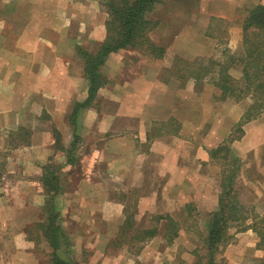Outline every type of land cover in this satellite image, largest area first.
<instances>
[{"label":"rangeland","instance_id":"rangeland-1","mask_svg":"<svg viewBox=\"0 0 264 264\" xmlns=\"http://www.w3.org/2000/svg\"><path fill=\"white\" fill-rule=\"evenodd\" d=\"M158 1L148 19L156 24L150 34L152 40L165 49L162 57L165 68L160 72V78L167 94L159 95L155 101L166 104L171 110L168 119L171 122L160 128L166 134L167 153L163 160L151 158L136 167L137 171L131 180L128 179V185L131 182L135 191H129L122 181L113 183V200L121 208L115 211L112 207L111 213L123 219L117 225V233L113 231V224L110 228L97 223V240H83L90 246L83 244L81 248L80 245L75 247V241L67 237L69 257L73 264H102L104 258L109 259V264H204L203 239L210 216L218 206L222 172L226 169V175L229 171L234 173L232 186L246 219L229 228L228 241L214 257L221 264H263L264 251L257 246L256 234L247 227L252 224L254 216H264V112L248 122L242 121L251 101L248 98L241 101L224 98L213 82L211 86L205 83L211 73L205 68L215 59L226 60L228 54L237 51L232 52L229 45L235 39H239L240 44L242 19L251 8L264 6V0H211L210 3L215 5L213 9L205 8L208 3L203 0ZM226 3L231 7H225ZM100 7L103 12L100 25L105 28L103 41L107 34L106 0H100ZM209 10L213 13L228 11L233 15L223 19L211 16ZM22 17L27 18L26 15ZM9 19L13 21L15 18L9 15ZM82 41L85 46L76 47L75 52L83 63L76 49L94 52L102 41H89L86 34ZM184 41H187L186 45H183ZM191 43L194 47L190 52L196 57L187 60L184 57ZM169 47H181V51L174 50L172 58V51L166 54ZM134 53L133 61L158 60L141 51ZM155 69L156 66H151V73ZM229 71L233 77H241L239 68ZM192 78L197 83L194 89L190 86ZM171 92L176 95L172 96ZM1 137V201L5 203V200L9 206L24 207L20 213L3 212L4 216H18L10 224L0 222V264H52L53 250L39 227L46 214L40 207L26 205L25 199L12 190L13 179L21 172L18 170L20 166L15 168L9 158L6 144L9 138ZM28 137V128H23L22 142L26 143ZM222 145L229 149L227 159H222V155L213 158L210 151ZM50 167L58 177L57 186L64 184L66 175L61 166L51 161ZM76 169L77 166L72 172ZM153 187L162 189L159 191L161 207L157 214H141L137 202ZM100 230L102 235L111 234L112 238L99 239ZM150 231L155 232L152 238L156 239L142 240L144 232ZM18 232L25 235L24 241L19 243L13 236ZM148 242L146 253L142 250ZM93 250L97 253L94 254ZM56 254L60 255V252Z\"/></svg>","mask_w":264,"mask_h":264},{"label":"crops","instance_id":"crops-1","mask_svg":"<svg viewBox=\"0 0 264 264\" xmlns=\"http://www.w3.org/2000/svg\"><path fill=\"white\" fill-rule=\"evenodd\" d=\"M203 2L208 3L207 9L215 6L211 0ZM225 7L231 6L226 3ZM211 11V16L223 19L233 15ZM9 15L15 19L11 21ZM102 15L100 0H0V137L9 138V158L21 171L11 188L26 205L43 209V168L51 161L57 162L66 175L64 184L58 187L59 222L67 237L75 241V247L80 248L83 244L90 246L83 240H97V223L110 228L113 224L117 233L123 219L111 213L112 207L115 211L121 208L113 200V183L122 181L129 191L136 190L131 182L128 185V179L145 161L165 158L166 134L160 128L171 122V110L155 101L167 94L160 78L165 68L163 58L133 61L135 53L129 50L105 59L99 72L106 84L70 122L74 103L85 101L88 91L83 63L75 48L85 46L84 34L89 41H102ZM233 42L229 45L232 52L239 39ZM193 47L189 44L185 59L196 57L190 52ZM180 48L169 47L166 54L172 51L173 58L174 50L180 52ZM151 66H156L153 73ZM212 79L213 74H208L205 83L211 86ZM190 83L193 89L197 86L194 78ZM23 128L29 130L26 143L21 140ZM160 190L153 187L141 196L137 202L141 214L158 213ZM1 199L0 222L10 224L18 214L4 216L3 212L20 213L24 205L9 206ZM99 232V239L112 238ZM13 236L18 243L25 238L23 232ZM149 243L143 252H148ZM108 260L104 258L102 264H109Z\"/></svg>","mask_w":264,"mask_h":264},{"label":"trees","instance_id":"trees-1","mask_svg":"<svg viewBox=\"0 0 264 264\" xmlns=\"http://www.w3.org/2000/svg\"><path fill=\"white\" fill-rule=\"evenodd\" d=\"M158 0H106L108 20L106 21V37L94 52L76 49L83 60L85 78L88 81L87 98L82 103H75L69 120L75 121L81 108L88 107L96 97L99 88L106 84L99 69L105 59L120 50L141 51L154 59H161L165 49L154 43L151 33L156 24L148 19V14ZM201 67V66H199ZM239 68L240 78L231 75L230 69ZM205 70L215 74L212 81L219 88L224 98L241 101L248 98L251 103L245 110L242 121L248 122L264 112V6L257 5L248 11L241 22V42L237 51L228 54L226 60H214ZM22 131V130H21ZM230 138V142L235 140ZM74 147V145H72ZM224 151V152H222ZM213 158L227 159L229 149L222 145L210 151ZM222 153V154H220ZM234 161V160H232ZM234 173L226 169L222 172L221 192L217 209L210 216L207 233L203 239V249L206 252L204 264H221L214 257L220 247L228 241V230L231 226L243 223L246 219L243 207L237 202L236 193L232 186ZM45 189L46 214L39 225L43 236L53 250L52 264H73L69 257L68 238L59 222L56 210L58 177L50 167V163L43 168L41 178ZM172 224V222H171ZM247 228L257 236V246L264 251V216H254ZM155 235L154 231L144 232L142 240H149ZM60 252L56 254V252ZM66 256L60 258L59 256ZM262 263L264 264V258Z\"/></svg>","mask_w":264,"mask_h":264}]
</instances>
